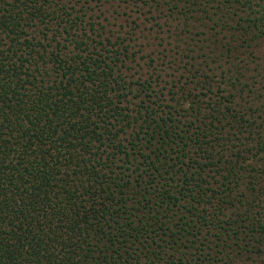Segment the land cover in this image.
Returning <instances> with one entry per match:
<instances>
[{"label":"trees","instance_id":"trees-1","mask_svg":"<svg viewBox=\"0 0 264 264\" xmlns=\"http://www.w3.org/2000/svg\"><path fill=\"white\" fill-rule=\"evenodd\" d=\"M0 264H264V0H0Z\"/></svg>","mask_w":264,"mask_h":264},{"label":"rangeland","instance_id":"rangeland-1","mask_svg":"<svg viewBox=\"0 0 264 264\" xmlns=\"http://www.w3.org/2000/svg\"><path fill=\"white\" fill-rule=\"evenodd\" d=\"M140 41L144 42L145 39L141 38ZM148 50H150V49L149 48L145 49V52L148 51Z\"/></svg>","mask_w":264,"mask_h":264}]
</instances>
